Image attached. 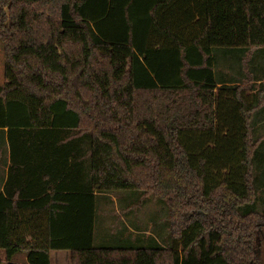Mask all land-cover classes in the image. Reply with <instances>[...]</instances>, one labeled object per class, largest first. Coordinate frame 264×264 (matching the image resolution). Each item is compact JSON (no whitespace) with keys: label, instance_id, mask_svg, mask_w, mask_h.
I'll use <instances>...</instances> for the list:
<instances>
[{"label":"trees","instance_id":"16d2710c","mask_svg":"<svg viewBox=\"0 0 264 264\" xmlns=\"http://www.w3.org/2000/svg\"><path fill=\"white\" fill-rule=\"evenodd\" d=\"M0 41L5 264H262L264 0H0ZM110 195L161 200L165 245L97 246Z\"/></svg>","mask_w":264,"mask_h":264},{"label":"rangeland","instance_id":"374dc122","mask_svg":"<svg viewBox=\"0 0 264 264\" xmlns=\"http://www.w3.org/2000/svg\"><path fill=\"white\" fill-rule=\"evenodd\" d=\"M4 65H5V52L3 45L0 41V86L5 83L4 77ZM246 75V72L244 73ZM247 78H250L249 76ZM243 87L253 86V88H248L246 93L255 92L259 93L261 85L254 84L250 80H246L242 83ZM264 85V82H263ZM254 95V94H253ZM252 96V95H251ZM261 97V95H259ZM264 106L262 102L261 107ZM260 134H264L263 127L259 129ZM110 200L107 202L99 201L97 206V228H96V244L97 246L105 243L109 246H120L124 245V242L121 241V234L124 231L123 224L125 223L128 228V233L125 234L127 237L128 234H132V239L136 235H141L143 239L154 240L156 243L165 245L164 242L169 236V224L167 221V209L165 204L161 200H132L130 202H121V196L110 195L107 196ZM262 203H259V208L262 209L264 206ZM126 210V211H125ZM131 216V217H127ZM137 219L141 228L139 230L134 229L131 226L130 220ZM130 223V224H129ZM139 233H136V232ZM132 243H135L134 240ZM126 245V244H125ZM259 250V257L261 263L264 264V226L261 230V242L257 246V251ZM5 259L4 253L0 252V264H3L2 260ZM15 260L19 262L23 260V255H19ZM5 262V261H4Z\"/></svg>","mask_w":264,"mask_h":264},{"label":"crops","instance_id":"0c3cea01","mask_svg":"<svg viewBox=\"0 0 264 264\" xmlns=\"http://www.w3.org/2000/svg\"><path fill=\"white\" fill-rule=\"evenodd\" d=\"M242 67H243V69L241 70L242 73L244 74L246 72V75L243 77V79H245V80H247V79L252 80L251 77H252L253 74H251L250 71L251 70L254 71L255 68H252V67L250 68L249 66L248 67H245V65H243ZM237 71H239V70H237ZM221 72L223 74H232V72L229 69H227V68H222L221 69ZM248 76L250 78H247ZM253 82H254V84H256V83L259 84V85L261 84V82H256V81H253ZM253 94H255V92H248V93L245 92V95L247 97H249V96H251ZM96 228H97V224H96ZM95 244H96V229H95ZM105 244H106V242L105 243H102L101 245H105ZM15 259H14V263H16V264H28L27 263V256L26 255H23V260H21L20 262L18 260H15ZM4 261H5V259L2 260L3 264H5ZM50 264H71V253L69 251H51V253H50Z\"/></svg>","mask_w":264,"mask_h":264},{"label":"water","instance_id":"95a60500","mask_svg":"<svg viewBox=\"0 0 264 264\" xmlns=\"http://www.w3.org/2000/svg\"><path fill=\"white\" fill-rule=\"evenodd\" d=\"M257 252H259V250ZM258 255H259V253H258Z\"/></svg>","mask_w":264,"mask_h":264}]
</instances>
